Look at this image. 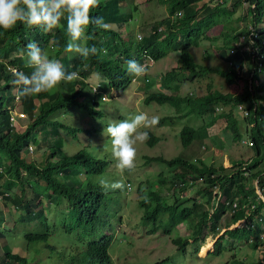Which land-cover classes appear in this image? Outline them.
<instances>
[{
	"label": "trees",
	"instance_id": "obj_1",
	"mask_svg": "<svg viewBox=\"0 0 264 264\" xmlns=\"http://www.w3.org/2000/svg\"><path fill=\"white\" fill-rule=\"evenodd\" d=\"M122 1L103 0L100 7L92 10L93 16L99 15L104 18L108 28L105 30L97 29L95 26L89 27L87 35L92 36L93 39L87 40L86 43L96 45L101 49V53L86 60L78 55L71 58L63 56L69 39L64 20L61 21L63 27H58L50 33H45L39 28H28L23 24H17L11 30L0 29V79L5 74L7 65L18 66L25 74H31L32 69L27 67L25 60L22 59V52L26 53V45L30 41H35L44 51H51L54 59H58L66 71L79 73L78 79L61 83L54 90L37 95L19 96L21 110L30 120L22 130L17 129L16 123L12 120L11 110L7 108L14 101L16 94L11 92L7 95L6 92L11 90V84H3L4 82L0 80V187L4 182L13 183V194L7 195L0 190V196L11 202L15 210H21L19 221L24 223L33 221L35 228L39 226L37 232L25 233L26 246L40 245L54 228L45 212L47 205L42 200L45 198L54 205L66 203L68 215L84 229L79 237L81 249L77 257L66 259L67 264H112L108 248L113 235L111 232L105 234L104 231L111 228L109 221L111 214L104 203L111 202V194L116 197L118 195L116 190L107 192L102 190L99 180L93 178V175H100L106 170L109 160L98 157L91 150L86 151L84 147L72 154L67 153L63 149L66 138L60 130L71 133L84 129L70 127L63 123L62 119H53L51 116L56 112H66L71 107L86 108L91 114L99 115L95 101L91 106L83 102L87 94L91 96L86 80L93 73L103 77L99 83V91L120 93L133 78L122 65V60L125 62L132 60L131 54L134 53L148 55L157 61L165 58L169 52H176L177 63L160 77L163 90L168 89L169 84L176 81L179 76L192 81L206 79L208 74L217 73L230 86L239 82L238 92H223L215 89L211 80H208L207 83L205 82L204 94L183 97L153 89L150 83L149 90L152 91H147L142 103L145 105L156 103L159 106L168 104L180 112L181 107L186 106L188 109L186 113H182V116L194 114L202 122L199 128H203L205 132L207 127L224 118L225 127L229 129L233 139L241 141L246 137L251 138L252 144L249 142L247 144L253 148L254 154L250 160L246 157L230 156L229 166L213 162L211 158L205 160L208 155L203 153L210 150L206 144H209L214 136L199 143L201 152L197 151L193 155L196 158L193 163L187 161L181 152L169 158L162 155L145 157L143 164L160 161L170 166H167L165 171L161 170L157 173V182L144 180L145 187L154 188L150 190V197L141 200V205L145 207L142 219H151L155 224L147 232L153 233L162 227L161 231L183 251L189 241L193 242L192 251L189 252L191 255H196L195 241L203 238L200 236L202 230L205 228L208 230L206 235L215 236L221 230L218 222L228 216L226 227L222 228L226 230L216 237L212 250L208 253L217 256L228 249V244L232 243H229L226 237L256 250L258 245L264 247V242H255L253 239L256 232L264 229V0H232L230 5H227V2L220 5L215 4L214 0H198L201 2L197 8L188 6L187 0H164L170 11L177 6L180 7L176 14L160 22L164 25L166 34L163 35L160 23H154L151 28L152 33L147 36L148 40L141 37L138 41L135 37L132 39V35L125 30L117 33L109 28L111 24L119 29L122 28L130 17L129 13L122 11L120 7ZM240 5L248 7L243 15L245 17L239 20H249L250 24L239 30L233 26H221L220 34L210 39L207 33L208 27L216 24L221 14H230ZM114 20H117L118 25L113 22ZM231 34L236 44L228 47L229 52H226L227 47L224 44L214 45L218 56L231 62L228 67L220 69L206 64L201 65L190 53V48L197 47L202 40H215L217 36H222L225 40ZM240 37L243 39L238 46L237 41ZM241 48L245 51L242 52ZM12 52L16 53V56L11 57ZM208 53V49H203L201 57ZM253 53L257 56L254 61ZM245 62L248 64L246 65ZM71 65L73 69H70ZM250 76L254 83L253 91L249 89ZM103 79L107 82H102ZM3 95L7 97L3 99ZM36 100L39 103H36ZM239 104L248 105L250 111L248 117L238 110ZM208 115L210 117L207 120ZM177 117L164 116L161 122ZM46 129H50V136L43 140L39 139L38 134ZM197 129L198 127L194 128L188 124L182 126L179 136L183 146L189 144L196 136L202 139ZM147 132L149 138L145 142L152 145L159 140L157 135L149 130ZM30 143L33 145L35 143L37 149L45 144L39 160L25 156L29 154ZM30 151L33 152L34 147ZM4 156L7 158L6 162L3 160ZM31 178L35 180L30 181ZM191 181H196L194 197L180 198L178 195L187 192V187L192 184ZM39 186L43 188V192L37 190ZM17 187L18 189L14 191ZM27 188L33 190V195L29 198L26 196ZM200 193H203L202 199L199 198ZM170 197L174 201H170ZM234 202L235 207H233ZM208 205V209L202 207ZM239 219H245L247 223L228 229ZM258 221L262 228L257 224ZM223 240L228 244H222ZM3 249L4 255L0 264L32 263L26 257L11 254L8 245H3ZM261 252L264 258V250H260ZM239 260L234 264H264V261L252 262L248 258ZM164 261L165 259L156 264H164Z\"/></svg>",
	"mask_w": 264,
	"mask_h": 264
},
{
	"label": "rangeland",
	"instance_id": "obj_2",
	"mask_svg": "<svg viewBox=\"0 0 264 264\" xmlns=\"http://www.w3.org/2000/svg\"><path fill=\"white\" fill-rule=\"evenodd\" d=\"M200 2H198V0H187L186 3L188 6L197 8ZM209 6H212V4H209ZM120 7L122 11L129 13V19L124 22L123 27L120 29L113 24H111L109 28L117 33L125 30L132 35V39L137 34V37H144L147 40V36L152 33L151 28L154 23H160L171 17L170 15L176 14L180 8L177 6L170 11L167 8L168 4L165 3L164 0H123ZM247 7V5H240L230 14H221L217 18L216 24H211L207 29L210 39H213L212 36L220 34L221 26H233L237 27L239 30L249 25V20H239L241 17H245L243 15L247 12ZM113 22L118 25L117 20H114ZM159 26L160 29H162L163 35H165L166 29L163 28L164 25L160 23ZM217 37L218 38L215 40L200 41L197 47L190 48V53L201 65L206 64L223 69L231 65V62L218 56V51L214 45L221 46L224 44V46L227 47L226 52H229V46L236 44V42H234L236 40H234L233 34L228 38H225V40L222 36ZM26 39L27 38H25V40ZM135 40H137L136 37ZM54 45H57V43H54ZM205 48L209 50V53L201 57L203 49ZM46 52L50 57L54 58L51 51L47 50ZM23 53L24 55H22V59H24L26 63V53L25 51ZM10 55L11 57L16 56V53L12 52ZM63 56L71 58L76 56V54L64 52ZM177 58L178 53L171 52L165 59L154 61L151 66H147L148 71L145 76L133 78L130 83L125 86L122 92L117 93V96L113 93L114 91L108 93L104 90L100 91V95L95 96V94L92 93V89H90V85L95 86L98 83H101L100 81L103 77L93 73L86 80L91 96L87 94L83 102L84 104L91 106L95 101L98 105L96 110L99 112V115L91 114L86 108L71 107L66 112H56L51 116L53 119H62L63 123L70 127L84 129L83 131H72L71 133H69V131L67 133L66 130L61 129L60 133L66 138L63 149L67 153L72 154L81 147H84L86 151L91 150L98 155V157L108 159L109 163L106 170L100 175H93L95 180L101 178H106L110 181L123 180L125 185L126 181L129 182L128 186L130 187L126 186L123 191L116 190L118 196L116 197V195L111 194V202L104 203L105 208H107L109 214H111L109 218L111 228H107L104 231L106 232L105 234L111 232L113 235L108 248L112 264H156L163 259H165L164 264H234L235 261H240L239 259L243 260V258H248L252 260V262H263L264 258L262 252L260 253L261 246L256 250L249 245L236 243V240H231L228 237L226 238L229 240V243L231 242L232 244H228V242L223 240L222 244H228V249L222 251L217 256H212L208 253L212 249V246L209 243H204L199 254L197 250L196 255H191L190 252L192 251L193 242L188 240L189 242L185 246V251H183L171 242L168 235L161 233L162 227H159V230L156 233L147 232L153 228L155 224L151 219H142L145 207L141 205V200L150 197V190H153L154 188L145 187L144 180L157 182V173L161 170L165 171L169 165L166 166L165 163L160 161H151L143 164L145 157L162 155L169 158L174 157L181 152L187 161L193 163L196 160L193 155L197 153V151L201 152V149H199V143L207 140V132H205L203 128H199L202 122L198 117L192 113L182 116V113H186L188 107L182 106L180 112L168 104L159 106L156 103H150L149 105L142 103L143 97L148 93L147 91H152L149 90L150 81H153V89L161 90L169 95H179L183 97L194 95L200 96L204 94L205 85L208 80H211L215 89L222 90L223 92H238L237 85H239V82L230 86L226 80L217 73L208 74L206 79L192 81L179 76L176 81L169 84L168 89L163 90L160 85V77H162L172 65L177 63ZM141 59L142 57L139 56L135 60L144 64ZM121 63L126 68L125 60H122ZM245 64L247 65L248 62H245ZM72 66L73 65L69 68L73 69ZM4 73L5 74L0 80L4 82L3 84H11V90L6 92V94L9 95L11 92L16 94L17 86L13 83V73L7 69H5ZM102 82L106 83L107 80L103 79ZM81 92L85 93V91ZM102 96L106 97V101L102 102L100 100V97ZM36 103L39 102L36 100ZM14 106L18 108V103L10 105L11 108ZM141 112L147 113L149 117H158V124L151 128L140 130H149L160 139L152 145L145 141L143 143L137 142L135 145L137 155L134 168L131 172L125 171L124 173H121L117 169L116 161L111 154V141L106 135H102L103 129L111 122H118L126 118H131L133 115ZM18 115V113L15 115L17 119L15 126L18 130H22L28 125L30 120L28 117L21 118ZM164 116L178 117L173 120H162V122H160L159 120ZM209 117L210 116L208 115L207 120ZM185 124L191 125L194 128L198 127L197 132L201 134L202 139H199V137L196 136L189 144L183 146L180 141L179 131ZM225 125V119L221 118L210 127H207L209 135H212V137L215 136L214 140L217 138L213 142L217 149H222V152L217 155L215 162H225V165L227 166L230 156L235 158L252 157L254 150L247 144V141H245L248 140V137L243 138L241 141L233 139L232 134L229 129H226ZM49 136L50 129H46L38 134V138L41 140L46 139ZM33 147L34 151L32 152L28 150L29 154H26L25 156L39 160L42 151L45 148V144H42L37 149V146L34 143ZM200 159L202 158L200 157ZM3 160H5V162L7 161L6 156L3 157ZM34 180V178L30 179V181ZM2 181L3 180H1V182ZM191 182L192 184L187 187V192L178 195L180 198L194 197L193 194L196 187V181ZM12 184V182H8L7 184L4 182L3 186L0 187V190L5 194L12 195ZM149 184L150 183H148L147 186H149ZM17 189L18 187L14 188V191ZM37 190L43 192V188L40 186ZM256 191L259 190L256 189ZM32 195L33 190L27 188V198ZM202 195L203 193L199 194L200 199H202ZM42 200L47 205L45 207V212L54 228L52 229V233L47 236V239L43 243L40 245L31 244L30 246H26L27 240L25 238V233L37 232L39 226L35 228V223L33 221H26L25 223L19 221L18 218L22 215L21 210H15L11 202H7L4 199L0 200V232L2 233L0 235V262L4 255L3 245H8L10 247L11 254L26 257L30 263L32 262L31 264H67L66 259L77 257L78 252L81 249L79 237L83 234L84 229H82L79 224H76V221L68 215L66 203L61 202L58 205H54L49 199L42 198ZM170 201L174 200L170 197ZM200 205H202V203ZM202 207L208 209L209 205ZM227 220L228 216L218 222L219 229L224 230L222 228L226 227L225 223ZM235 226L236 225L233 224L229 229L234 228ZM207 233L208 230L204 228L200 236L203 237V235ZM207 237H209L210 240L211 238L213 239L212 234H209ZM207 248H210V250L208 252H206V250L204 253L202 250ZM5 259H7V256H5Z\"/></svg>",
	"mask_w": 264,
	"mask_h": 264
},
{
	"label": "clouds",
	"instance_id": "obj_3",
	"mask_svg": "<svg viewBox=\"0 0 264 264\" xmlns=\"http://www.w3.org/2000/svg\"><path fill=\"white\" fill-rule=\"evenodd\" d=\"M231 1L232 0H214L215 4L220 5H223L225 2H227V5H230ZM100 4L101 0H0V29L11 30L17 24H23L28 28H39L45 33H50L58 27H63L64 25L61 24V21L64 20L66 22V34L69 38L64 51L66 53H74L86 60L90 57H96L101 53V49H99L96 45H88L86 43L87 40L93 39L92 36L87 35L89 27L95 26L97 29L105 30L108 28V25L102 16L92 15V10L100 7ZM135 37L137 39L136 41L141 38L140 36L137 37V34ZM242 39L243 38L240 37L237 41L238 46L241 45ZM26 49V66L32 69L31 74H25L22 69H19V67L15 65L6 66V69L10 70L15 77L13 83L17 85V92L19 96L25 97L48 92L58 88L61 83L72 82L79 78L78 72L66 71L58 59L50 58L48 53L44 51L35 41H30L26 45ZM241 51L243 52L245 49L241 48ZM104 52L106 54V50H104ZM22 55H24L23 52ZM131 56L132 60L126 61V71L133 78L145 76L148 71L147 66H151L155 61L150 56L144 54L136 55L133 53ZM139 56L142 57L141 60L144 64L135 60ZM256 57V54L253 53V61L256 59ZM240 73L241 69L239 70V74ZM150 83L152 84V82ZM253 88L254 83L252 77L250 76L249 89L253 91ZM113 93L115 96H117L116 91ZM98 94L100 95V93H97V95ZM19 96H17L18 99H16L15 96L14 101L20 105ZM101 99H105L104 101H106L105 96L100 97V100ZM17 110L22 112L21 109L17 108ZM238 110L242 111L246 117L249 116L250 111L248 109V105L239 104ZM23 114V117H25V113ZM159 121L161 122V119ZM157 124L158 117H149L147 113L141 112L139 114L133 115L131 118H126L118 122H111L103 129L102 135H106L110 139L111 154L116 161L117 169L121 173H124L125 171H132L135 166V159L137 155V149L135 145L137 142L143 143L149 138V134L147 132L148 130L141 131L140 129L151 128ZM250 140L251 138L248 137V140L245 141L249 142ZM30 144L33 146L32 143ZM208 145V149H213L212 143H209ZM221 152L222 149L218 148L215 150V156ZM222 164L226 166L225 162ZM229 165L230 159L227 166ZM98 183L105 192L110 190L123 191L125 190L126 186L130 187L128 186L129 182L126 181L125 185L123 180L110 181L106 178H101L99 179ZM218 198L220 199V196ZM0 200H3L1 196ZM235 206L236 203L234 202L233 207ZM246 223L247 222L245 219H239L231 225L235 224L236 226L234 228H236L245 225ZM257 224H259L262 228V225L259 221ZM158 230L156 232H158ZM225 230L226 229L221 230L218 235L216 234L213 236V239L211 238L212 247L216 237ZM161 233L164 234L162 231ZM207 236L208 235L205 234L201 240L197 239L195 241L197 247L205 242L204 239L206 240L209 238ZM253 239L255 242H264V229L262 228L259 232H256V235L253 237ZM258 247H260V245H258ZM260 248L261 251L264 250L263 246ZM209 250L210 248L207 249L206 252Z\"/></svg>",
	"mask_w": 264,
	"mask_h": 264
},
{
	"label": "crops",
	"instance_id": "obj_4",
	"mask_svg": "<svg viewBox=\"0 0 264 264\" xmlns=\"http://www.w3.org/2000/svg\"><path fill=\"white\" fill-rule=\"evenodd\" d=\"M150 82H151V81H150ZM152 82H153V81H152ZM13 94H14V93H13ZM17 96H19L18 92L16 93V97H17ZM6 97H7V95H3V96H2L3 99H5ZM15 103H16V102H15ZM15 103H14V101H13L11 104L14 105ZM11 104H10V105H11ZM10 105H8L7 108H9L10 110H13V108H15V109L17 110L16 106H14L13 108H11ZM18 108L21 109V107H20L19 104H18ZM25 117H26V115H25ZM207 135H209L208 130H207ZM206 137H207V139H208V137H212V136L209 135V136H206ZM216 139H217V138H216ZM216 139H215V140H216ZM215 140H214V139L212 140L213 149H210V150H208V151H206V152L203 153V154L208 155V157H207L205 160H208V159L211 158V159H213L214 161H216L217 156H215V155H216L215 150H217V147H216V145L213 143ZM209 143H211V141H210ZM205 144H206V143H205ZM206 145L209 146L208 144H206ZM203 154H202V155H203Z\"/></svg>",
	"mask_w": 264,
	"mask_h": 264
},
{
	"label": "built area",
	"instance_id": "obj_5",
	"mask_svg": "<svg viewBox=\"0 0 264 264\" xmlns=\"http://www.w3.org/2000/svg\"><path fill=\"white\" fill-rule=\"evenodd\" d=\"M220 1H222V0H220ZM99 88H100V84L99 83L97 85H95V86L91 85L92 93H95V94L100 93ZM16 99H18V97H16ZM101 100L104 101L105 99H101ZM11 113H12V120L14 122L17 121V119L15 117L16 113H18L19 114L18 116L21 117V118L24 116V114L22 112L16 110L15 108H13V110H11ZM249 143H252V141L250 140ZM32 148H33V146L30 144L29 145V149L32 150Z\"/></svg>",
	"mask_w": 264,
	"mask_h": 264
},
{
	"label": "bare ground",
	"instance_id": "obj_6",
	"mask_svg": "<svg viewBox=\"0 0 264 264\" xmlns=\"http://www.w3.org/2000/svg\"><path fill=\"white\" fill-rule=\"evenodd\" d=\"M204 243H209V244H211V245H212V242H211V240H210L209 238H207V239L205 240V242H204ZM204 243H202V244H200V245H199V247H198V254H199V251L202 249V247H203ZM207 249H209V248H207ZM207 249H205V250H202V251L205 253V251H206ZM200 254H201V253H200Z\"/></svg>",
	"mask_w": 264,
	"mask_h": 264
}]
</instances>
